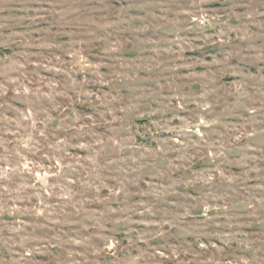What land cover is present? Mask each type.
<instances>
[{
    "label": "rangeland",
    "instance_id": "1",
    "mask_svg": "<svg viewBox=\"0 0 264 264\" xmlns=\"http://www.w3.org/2000/svg\"><path fill=\"white\" fill-rule=\"evenodd\" d=\"M0 264H264V0H0Z\"/></svg>",
    "mask_w": 264,
    "mask_h": 264
}]
</instances>
